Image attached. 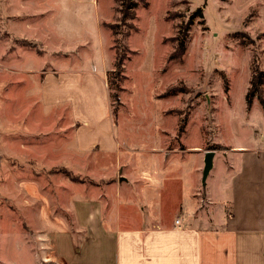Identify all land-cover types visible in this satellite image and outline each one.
I'll return each instance as SVG.
<instances>
[{
    "label": "rangeland",
    "instance_id": "rangeland-1",
    "mask_svg": "<svg viewBox=\"0 0 264 264\" xmlns=\"http://www.w3.org/2000/svg\"><path fill=\"white\" fill-rule=\"evenodd\" d=\"M119 1L0 0V264H49L56 227L47 216L69 217L64 185H102L75 155L67 113L46 106L40 75L26 72L65 65L56 52L68 45L89 36L94 50L81 48L82 57L102 68H114L117 52L125 59L112 118L128 143L123 156L146 148L158 185L179 164L164 165L158 128L173 127L165 137L170 153L264 144V109L246 99L253 68L264 69V0H147L134 20L122 19ZM185 35L186 53L170 60L175 38ZM172 87L185 91L166 98ZM182 126L185 146L177 138ZM186 156L189 180L195 156ZM165 215L176 217L173 208Z\"/></svg>",
    "mask_w": 264,
    "mask_h": 264
},
{
    "label": "crops",
    "instance_id": "crops-1",
    "mask_svg": "<svg viewBox=\"0 0 264 264\" xmlns=\"http://www.w3.org/2000/svg\"><path fill=\"white\" fill-rule=\"evenodd\" d=\"M81 48L92 54L89 36L56 52L65 65L26 71L40 75L42 102L67 113L83 171L102 179L101 186L64 185L69 217L47 216L56 227L48 239L49 264H264V144L215 151L203 187L208 150L186 145L185 127L177 138L186 150L166 152L173 127L158 128L164 165L179 163L158 185L150 178L155 166L146 148L138 157L122 154L128 143L120 140L107 86L112 66L85 60ZM186 155L195 156L189 180L181 165ZM168 208L176 213L173 220L165 215Z\"/></svg>",
    "mask_w": 264,
    "mask_h": 264
},
{
    "label": "trees",
    "instance_id": "trees-1",
    "mask_svg": "<svg viewBox=\"0 0 264 264\" xmlns=\"http://www.w3.org/2000/svg\"><path fill=\"white\" fill-rule=\"evenodd\" d=\"M134 0H120V4L124 7V11L122 10V19L125 20H134L136 18V10L142 4L143 6H148L147 0H135L136 2H133ZM175 41L177 42L176 49L171 53L170 60H179L181 59L187 50V39L186 35L184 37H176ZM116 60L114 63L113 70L109 71L107 78H108V87H109V100L113 104L118 99L117 91L120 88V82H121V74L124 72V65H125V59L120 58V53H116ZM264 69H260L259 67H255L252 70V78L250 81V89L247 93L246 99L249 106L252 104L253 100L257 98L259 102L261 103L263 109H264ZM185 89L183 88H176L172 87L170 88L167 93V96H175L177 93H183ZM110 104V105H111ZM185 126L180 127L179 132L184 131ZM210 150H213V148H209ZM70 175L68 174V177ZM72 179V178H71Z\"/></svg>",
    "mask_w": 264,
    "mask_h": 264
},
{
    "label": "water",
    "instance_id": "water-1",
    "mask_svg": "<svg viewBox=\"0 0 264 264\" xmlns=\"http://www.w3.org/2000/svg\"><path fill=\"white\" fill-rule=\"evenodd\" d=\"M215 151L209 150L205 154V159H204V169H203V176H202V184L203 187L206 186V182L208 179V176L213 169L214 166V157H215Z\"/></svg>",
    "mask_w": 264,
    "mask_h": 264
},
{
    "label": "built area",
    "instance_id": "built-area-1",
    "mask_svg": "<svg viewBox=\"0 0 264 264\" xmlns=\"http://www.w3.org/2000/svg\"><path fill=\"white\" fill-rule=\"evenodd\" d=\"M176 224H179V220L176 221Z\"/></svg>",
    "mask_w": 264,
    "mask_h": 264
}]
</instances>
